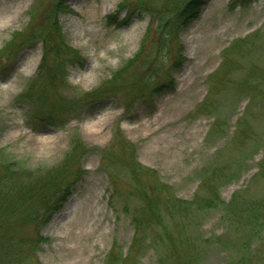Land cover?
I'll return each instance as SVG.
<instances>
[{
	"label": "rangeland",
	"instance_id": "1",
	"mask_svg": "<svg viewBox=\"0 0 264 264\" xmlns=\"http://www.w3.org/2000/svg\"><path fill=\"white\" fill-rule=\"evenodd\" d=\"M58 1L0 0V198L10 203L20 186H38L79 156L47 221L8 215L16 217L0 242L12 250L0 245V264H264V0H203L195 19L172 29L185 0H61L56 9ZM159 18L175 32L164 50L154 37ZM149 23L147 55L112 79ZM16 30L17 43L5 47ZM169 78L170 88L151 93ZM248 79L263 96L240 88ZM117 130L147 171L139 189ZM75 138L84 153L69 159ZM146 193L163 217L135 236L123 210ZM40 194L25 207L41 213ZM236 202L259 206V224L227 212ZM178 203L188 215H177ZM70 224H82L73 228L82 235L72 238Z\"/></svg>",
	"mask_w": 264,
	"mask_h": 264
},
{
	"label": "trees",
	"instance_id": "2",
	"mask_svg": "<svg viewBox=\"0 0 264 264\" xmlns=\"http://www.w3.org/2000/svg\"><path fill=\"white\" fill-rule=\"evenodd\" d=\"M203 3H204L203 0H185V1H183L181 3L180 7L177 9V11L174 14L175 20L173 21V25L170 24L169 27L171 29L174 26H177L178 28H183L186 25H188L193 19H195L197 17L198 12L200 10V7L202 6ZM61 4H62V1L61 0L58 1L56 3V9H58V6H61ZM138 9H145V10H148L149 12L153 11L152 8L145 7L144 3H141V5L138 7ZM161 10L164 11V9H161ZM114 15H115L114 13L108 14L109 17H112ZM156 18H157V15H156ZM30 20H32V17H30ZM162 24H163V22L159 18L158 24L156 26H154V30H157L158 33L154 37L156 38L155 41L157 40L156 45H159V48L164 50L165 49L164 40L166 41V37L172 36V34L175 32H172L171 29L169 31L164 32L163 30L160 29V26H162ZM152 31H153L152 27L150 26V23H149V26L147 25L144 36L142 38V41L140 43V46H139L136 54L134 55V57H131L127 61H125L123 63V65L115 71V74L113 75L112 79H116L118 77L119 73L122 72V69H126L127 67L132 66L134 64V62L137 61L142 55H147V54H145V50L147 48V42H149L150 38L152 37ZM17 33L21 34L22 32L17 31V30L14 31L13 36L8 41L5 42V47H9V46H12V45L17 43V37H16ZM61 44L64 45V42H62ZM153 50L154 49H150L149 54L151 52H153ZM176 60L178 62H180V60H178V58ZM158 67H159V65L154 67V68L151 66V70H147L148 75H146V78L149 77L151 75V73L156 72ZM43 68H44V64H43L41 70ZM49 69H48L47 73H49ZM146 78L144 77V79H146ZM119 79H120V77H119ZM215 80H217V79H215ZM141 81H142L143 89H144V87H145L144 81L145 80L142 79ZM173 83H174L173 78H169V79L161 82L160 84L155 85L154 88L151 89V93L155 92V91L156 92L161 91L167 87L170 88L171 85H173ZM244 83L245 84H242L240 86V88L244 89L245 92L256 91L257 93H260L262 91L260 88H257L256 83L254 81L253 82L250 81V79L244 81ZM215 86L216 85L214 82L213 87L215 88ZM88 93H86L85 95H87ZM261 95L263 96V94H261ZM200 105L203 108H206L210 104H209V102H206L204 100L200 103ZM215 125H222V124H221V122H217V123H215ZM113 137H116V139H117L116 143L118 142L120 145L122 144V152L126 154V155H124V157H127L128 155H130V159H127V165L129 166L130 176L134 180V185H135V187H137L136 189H139V187L137 186L139 184V179L142 178L143 175L147 171H144L143 169H141V166H139L137 161H134L133 154L135 152V148L132 144H130L125 139H123L124 136L120 134L119 130H117L115 133H113ZM112 142H113V140H112ZM69 149H70V154L68 155L69 159H72L75 154L84 153V147H83L82 141L77 139V138H75L72 141ZM78 157L79 156H77V158ZM77 158H76L75 166H70L66 162L67 160L65 159L63 161V163L55 171H53L49 175L47 173L45 175H43L40 179H43L44 177H47V178L45 180H40L38 186H36L34 183L27 184L28 182L26 183V185L23 184V186H20V187L18 184H16L15 189H17L18 187L19 188L17 189V193L15 191V194H13L11 196L10 203L6 200L8 195L5 196L6 199L0 198V210H3V212H5L4 217L0 219V233L2 231V227L5 226L6 223H8L7 220H8L9 214L15 215L17 213V215H20V219H23L25 221H27V219H28L30 222L34 221L37 223V221L39 222L41 220H42V222L47 221L48 218L61 207L62 203L65 201L67 195L69 194L68 189L70 187V182H67V184H64V180L66 178L64 180H62L60 177L63 175H68L70 173L71 174L73 173L74 175L77 174L78 169H79V164L77 163ZM124 162H125V160H124ZM22 169L23 170L19 169V176H20L21 181H24V179L29 175V173L26 171L25 167H23ZM156 181H157V188H160V185H159L160 182L157 179H156ZM160 184H162V183H160ZM11 187H12V184H11ZM42 188L44 190L42 191L43 193L40 194L39 191ZM48 188H51L50 192H49ZM39 194H40L41 198L39 200L38 205L41 207V210H42L41 213H39L40 211L38 212L35 209H32V208L29 209L30 207L27 208L24 205L25 202H32V204H33L34 201L37 200ZM141 195L144 197V199H143V202L140 203V205H136V207L130 209L128 204L126 203L125 204L126 208L123 210V212L128 214L131 218V222L134 225L135 236H137L138 234H140V236H141L143 229L145 227L150 226L151 223H160L161 219L163 217V215L160 212L159 205L155 204V199L150 197L148 193L141 194ZM216 198L219 199V196H216ZM175 200L179 202L180 199H175ZM230 201H232V200H230ZM236 203L237 204H236L235 208H231L230 204H227V206H228L227 212H229L235 216H241L242 220H244V221H247V222L252 221L253 223H257L256 219L260 216L259 206H255V208H254V207H252L253 204L248 205L245 203H239V204H238V202H236ZM178 204H179V207H181V208H180V212L177 213V215L180 217L181 216L183 217L186 214L188 215V209H187V208H189L188 204L187 205H181V203H178ZM210 204H211V200H209L208 202L205 203V205H210ZM19 208H23L25 210L17 212V209H19ZM165 211H166L167 217L174 216V214H171V208H169V210H165ZM245 212L248 214L246 215ZM14 218L10 221V223L13 222ZM262 222H264V220L261 221L260 223H262ZM10 223H8V224H10ZM257 224H259V223H257ZM263 224L264 223L259 224V225H263ZM35 229H36V227L33 230H35ZM134 242H135V240H134ZM0 245L3 246L2 242H0ZM6 250H12V249L10 248V246L4 245L1 252L4 253ZM6 254H11V252L8 251ZM119 259H122V257L119 256Z\"/></svg>",
	"mask_w": 264,
	"mask_h": 264
},
{
	"label": "bare ground",
	"instance_id": "3",
	"mask_svg": "<svg viewBox=\"0 0 264 264\" xmlns=\"http://www.w3.org/2000/svg\"><path fill=\"white\" fill-rule=\"evenodd\" d=\"M70 228H69V232H70V235L72 236V238H76L80 235H82V232H79V231H73V228H78V229H81L80 231H82V228H83V225L82 224H70Z\"/></svg>",
	"mask_w": 264,
	"mask_h": 264
}]
</instances>
